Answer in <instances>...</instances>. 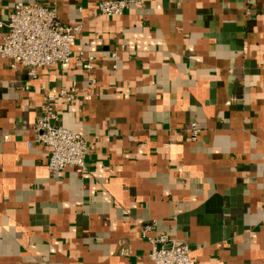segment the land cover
Segmentation results:
<instances>
[{
  "label": "crops",
  "instance_id": "obj_1",
  "mask_svg": "<svg viewBox=\"0 0 264 264\" xmlns=\"http://www.w3.org/2000/svg\"><path fill=\"white\" fill-rule=\"evenodd\" d=\"M35 1L82 23L72 52L94 61L29 79L0 56V264H154L148 224L191 264H264V0H141L117 17L98 15L106 0H0V23ZM63 88L75 99L53 108L88 142L84 172L49 171L34 142Z\"/></svg>",
  "mask_w": 264,
  "mask_h": 264
},
{
  "label": "built area",
  "instance_id": "obj_2",
  "mask_svg": "<svg viewBox=\"0 0 264 264\" xmlns=\"http://www.w3.org/2000/svg\"><path fill=\"white\" fill-rule=\"evenodd\" d=\"M141 0H106L97 6L98 15L102 17L121 16L132 6H140ZM0 40V56L7 60L14 69L20 66L26 70L27 77L34 78L39 68L58 66L69 67L71 59L82 64L87 72L93 68L94 57L83 51L72 52V44L80 35L82 23L74 26L59 22L54 4L45 6L42 2L12 5ZM114 54L111 58H114ZM116 66L113 65V68ZM88 83L94 79L88 77ZM27 88V87H26ZM42 113L36 119L33 128L34 142L49 149L47 169L60 172L67 167L85 171V158L89 151L86 138L75 131L58 124V116L53 108L57 98L70 103L75 95L66 88L58 92H47ZM92 96H86L91 100ZM191 139L195 140L198 128L193 122L189 127ZM7 139V137H5ZM154 225H143L140 234L150 245L149 259L154 264H191V249L187 243L173 240L163 234H154ZM151 234H154L151 236Z\"/></svg>",
  "mask_w": 264,
  "mask_h": 264
}]
</instances>
